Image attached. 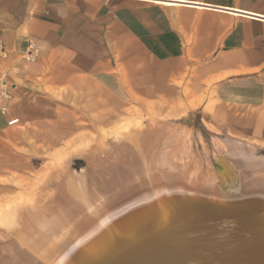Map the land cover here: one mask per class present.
<instances>
[{
    "label": "crops",
    "instance_id": "1",
    "mask_svg": "<svg viewBox=\"0 0 264 264\" xmlns=\"http://www.w3.org/2000/svg\"><path fill=\"white\" fill-rule=\"evenodd\" d=\"M0 40V187L132 106L264 143V0H0Z\"/></svg>",
    "mask_w": 264,
    "mask_h": 264
},
{
    "label": "bare ground",
    "instance_id": "2",
    "mask_svg": "<svg viewBox=\"0 0 264 264\" xmlns=\"http://www.w3.org/2000/svg\"><path fill=\"white\" fill-rule=\"evenodd\" d=\"M139 131L126 134L132 145L125 152L131 151L128 154H134L135 162H122L126 167L113 173L117 178H130L126 189L117 193L115 184L113 191L105 184V191L98 175L89 168L71 173L66 187L60 185L57 198L65 208H61L63 217H59L65 219L57 216V220L60 227L72 228L67 234L60 236L59 229L54 232L57 227L35 224L37 220L33 223L39 229L35 233L32 223L20 225L21 217L16 219L14 212V216L6 210L0 215L5 231L20 235L24 229L26 233L22 234L27 237L19 241L29 249L18 258L22 256L25 264H30L47 247L38 264H264V171L251 170L249 175L245 174L247 169L242 172L246 166L253 167L252 160L258 161L253 156L257 146L226 133L217 136L222 152L224 148L230 154L210 177L193 160L170 162L164 151L157 157L148 156L154 145H149L146 152ZM142 153L147 154L143 157ZM143 172L147 180L141 177L138 181ZM122 180L117 179L116 185L122 186ZM32 213L28 212L33 219L38 213ZM75 222L82 224L79 230ZM27 251L36 253L35 257Z\"/></svg>",
    "mask_w": 264,
    "mask_h": 264
},
{
    "label": "rangeland",
    "instance_id": "3",
    "mask_svg": "<svg viewBox=\"0 0 264 264\" xmlns=\"http://www.w3.org/2000/svg\"><path fill=\"white\" fill-rule=\"evenodd\" d=\"M214 103L215 102H212V100L208 102V106L206 107L207 112L205 113L196 111L194 113H191L190 115L174 116V117L172 116L173 118L172 117L170 118L168 114L158 116L157 114L154 113H144L140 111L134 112L135 110L137 111V108H134L132 106L126 109L127 110L126 113L123 114L122 116L114 115L112 121L106 122L105 124H100L97 128L93 129L89 127L87 129L85 126V128H82L80 132L76 134L75 139L66 141L64 143V146L58 147V149H56L54 153H50L48 156H42L41 159L38 158V161L34 162V168L32 172L26 175H15L13 178H11L8 181V184H4L5 186L0 187V215H3V213H5V210H6V214L8 213L10 216L14 212L16 219H19L21 217V219L19 220L20 225L22 222L23 223L25 222V224L32 223L31 228L34 229L35 233L39 230L38 225L37 226L33 225V223L36 222L35 220H37L35 224L48 223V225L53 226V229L57 227L56 229H54V232H56L59 229L60 232L58 235L61 234L60 236L67 234L69 230H72V228L66 226L60 227V224L58 223L57 220V218L62 215L60 214L62 213L61 208H65L64 206L65 204L57 198V194L61 186L65 184V186L63 187H66L68 181L70 180L71 173L75 172L79 174V172L82 173L85 169L89 168L98 175V177L100 178L99 180H100L101 188L104 189L105 191H106V186L109 188V190L113 191V189L111 188H113L114 184H115L114 190L115 192L117 191V193H120V191L123 190V187L124 189H126L127 187H125V185L127 186L130 183L131 181L130 178L129 179L127 178L126 180L124 179V177L117 178L115 174L117 173V171L121 170L124 167L123 165H121L122 162H126V163L135 162L133 161L135 160L133 158L134 154L132 153L131 156L130 154H128L131 153V151H128V153L125 152V150L130 149L132 145L130 141L126 140V134L128 132H132L140 129L141 131H139L138 133L141 136L139 135V137H141V139L143 140V145L147 147L146 152L148 151L149 145H152V143L154 145L153 150L154 149L155 150L153 152L152 150L151 152H148V156H151L152 158L157 157L159 156V152L163 153L164 151L163 156L167 160L170 158L171 160L170 162H176L177 160L180 161L181 159L187 160L190 163L194 162L196 166L200 165L199 167L202 168L201 172H204V170H206V173H208L209 176L210 175L212 176L213 173H215L216 171L218 172L220 170L219 168H221V162L223 160H226V158L230 154V152L225 153L224 151H226V149L224 148H223L224 151L222 152V149L219 146V144L222 141L217 137L220 135H226L227 133L222 134L223 130L220 129L221 127H219V125H217L216 118L212 117V115L208 113V111L212 112L216 109L215 106L212 105ZM138 133L135 134V136L138 135ZM242 140L245 141L248 140L257 145L256 147L257 150H255L256 154H254L253 156H255V158L258 159V161L255 162L252 160V164L253 163L255 164V165L253 164L252 168L249 167L247 168L246 166V168H244L242 172L244 173L247 169L245 174L249 175L251 174V170L252 171L254 170V172L264 171V167H263L264 143H260V141L257 142L253 139L243 138ZM156 147L158 148V150H156ZM182 148L185 150H182ZM182 152L184 153V155ZM146 154L142 153L143 157ZM164 154L167 155V157ZM180 156L183 158H181ZM151 157L150 159H152ZM74 158L76 159L73 161ZM174 158L176 160H174ZM150 159L148 158V160ZM191 160L193 161L191 162ZM197 162H199L200 164L199 163L197 164ZM260 169L262 170L259 171ZM145 174L143 176L139 175L138 181L139 180L142 181L141 177L142 179H144L145 178L144 176H146ZM167 175H169V173ZM117 179H121V180L123 179L122 186L116 185L115 181ZM134 180L136 181V178L133 179V182ZM144 180L147 179L145 178ZM56 185H58V187ZM55 189H57L56 192L54 191ZM53 191L55 192V194H53ZM60 205L62 207H60ZM51 206H53V208H51ZM39 207H41L40 210ZM54 207H57V209L54 210ZM42 209L45 210L43 211ZM39 211L41 212L43 211V213L41 214V212ZM54 211H57V213ZM28 212L29 214L30 212L31 213L33 212L32 213L33 215H35L36 213L38 214H36L34 216L35 218L32 219L33 216L29 215ZM39 214L41 215V218ZM47 214H49V216ZM37 217L38 219H36ZM63 219H65V217L60 218V220L62 221ZM75 223L77 224L79 222H75ZM79 224L76 225V230H79L82 227V224L80 225ZM22 227H24L23 224ZM0 230H1L0 231V238H1L0 264H7V263L11 264L12 261H14L15 264H21V263L25 264V259L22 258V256L18 258V256L22 253L24 249L25 251L29 249V247H23L24 244L22 245V243L19 241V239H21L22 236L27 237L26 235H24L26 234L24 233L25 232L24 229H22L23 230L22 233L24 234L21 233L20 235H18V232L8 233L2 228V226ZM8 234L11 236H9ZM2 236L4 240H2ZM5 237L8 239L5 240ZM9 239L13 241L11 240L9 241ZM1 242L4 243L1 244ZM25 242H27L26 239ZM19 243L21 244L22 247L20 246ZM11 244L14 247L16 245L17 248H14ZM18 246L20 247V249L22 248L21 251L20 249H18ZM47 249H48L47 247L42 248L43 251L41 252V255L44 254ZM31 254L32 256H34L36 253L32 252ZM41 255L39 256L36 255V257L34 256L35 259L31 261L30 264L40 263V259H42Z\"/></svg>",
    "mask_w": 264,
    "mask_h": 264
},
{
    "label": "built area",
    "instance_id": "4",
    "mask_svg": "<svg viewBox=\"0 0 264 264\" xmlns=\"http://www.w3.org/2000/svg\"><path fill=\"white\" fill-rule=\"evenodd\" d=\"M7 49L2 40H0V57H7ZM40 54L38 45L30 41L27 49L24 51L22 57L25 61H36ZM14 98V84L6 79L0 80V112L6 114L8 112L10 102ZM19 119H13L9 124L17 123Z\"/></svg>",
    "mask_w": 264,
    "mask_h": 264
}]
</instances>
